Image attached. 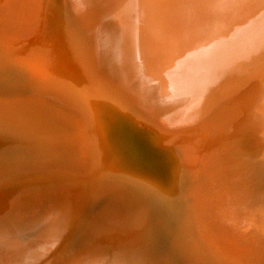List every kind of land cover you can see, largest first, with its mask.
I'll use <instances>...</instances> for the list:
<instances>
[{"label":"rangeland","instance_id":"rangeland-1","mask_svg":"<svg viewBox=\"0 0 264 264\" xmlns=\"http://www.w3.org/2000/svg\"><path fill=\"white\" fill-rule=\"evenodd\" d=\"M13 1L16 2V5L14 4L15 7H19L23 0H11V2ZM50 1L51 0L45 1L48 2L47 4L49 5V6L47 5L48 13L46 14V17L48 18L51 24V26L48 28V32L38 38L37 40L38 43H33L29 41V38L31 36H28L30 35L28 34V32L21 33L23 39H25L26 36L28 37L26 38V40L28 41L25 43H22V41H18L17 43H10V46L17 49L22 46L21 44H23V46L29 49L30 46L32 45L35 46L36 44H38L42 48H45L46 51L47 48L46 45L49 42L48 40H51L54 37L57 28L63 30L64 33L68 32L67 33L68 36L70 35L71 30L76 29L75 20L71 16L70 12L67 11L68 15L66 14L63 16L60 15L57 16L56 15L57 7L55 6V4H54L55 7L52 5L53 0L51 2ZM110 1L111 0H101V2H98L95 6V15L98 16L100 14L102 15L109 14L108 12L110 10L106 11L105 8L108 6V2ZM256 1L257 0H236L235 7H243L247 9V4L253 6L254 2ZM32 2H35L36 4L35 0H33ZM154 2L152 0H134L135 6L133 5V8L130 9V12L131 11L133 12L129 14L128 18L131 21H133L138 28L144 29L146 27V29H149L152 25V22H154V20L156 21V19H158L159 17H162L163 11H165L166 9V5H164V3L162 4L160 0H155ZM211 3H213L214 8L220 7L221 5L220 0H211ZM36 10L39 12L38 9ZM37 11L35 12L34 10V12L38 14ZM10 15H11V11H10ZM10 15L5 13L0 14V22H1L0 35L3 34L2 36H4L5 31L3 30L5 29L6 31L9 30L8 36H10V26L13 24L10 23L9 19H6V16L10 17ZM110 15L113 14H109V16ZM215 16H219L221 20L223 15L221 14V12H219L216 13ZM230 17H232L235 20L239 18L237 14H232V16ZM233 19L229 18V19H225V21L227 22V24L229 23L231 24V20ZM118 21H120V19ZM255 22L256 21L254 20V22L249 23L248 26H246L248 23L246 24L243 23L242 26H240L238 29L239 30L244 29V26L245 28L253 29L256 27L253 24ZM2 23H4L5 26H3L4 24ZM115 23L116 22H114V24L111 23L112 24L111 26L108 25L109 27L107 28L109 29L107 28L104 29L105 31L103 36L104 35L105 36L102 37V39H104L105 41L100 39L98 40V42L95 43V48L93 51L95 54V57H93L95 64L94 67L95 71L94 72L92 71V76L86 68V65L89 66L87 62H84L82 64L84 66L82 69L85 74L86 73L88 74V76L85 75L84 73L82 75L81 72H77L79 70L77 68V64L75 65L73 63V60L74 58H77L78 55L75 54L76 50L74 49V46L72 44L71 37L68 39L69 42L71 43L70 44L71 46H69L67 43L65 44L62 50L63 60L61 61V63L64 62L62 65H68V69H69L68 74L70 76L71 81H73V83L75 84L76 89L74 90L76 91L75 94L77 97L73 94V92H71V94L74 95L72 96L76 99L75 100L76 104L79 105L81 104L84 106L86 105L84 102H82V98L79 95L82 94V96L87 97L89 102L88 104L91 107L90 108L91 110L88 111L89 113L87 112L89 116L87 115L86 118L84 117L86 119L85 120L86 126L84 128L85 133L83 132L84 133L83 137L81 135V137L78 138L79 140L83 138L82 141H77L78 143L77 144L74 140L76 138L73 137L75 135L74 134L75 132L73 133L69 132L71 131L72 128H69L66 125L65 126L67 128L55 127L54 129L51 130L50 133L41 136L40 139L42 140L40 141L39 144L45 143V145L43 146H47L48 144L55 145L53 144L54 143L53 140H55L57 137L59 143L62 144L61 147L57 149L58 152H56L53 155L51 154V157H55L56 161L51 163L50 165H45L43 161V159H45L47 156H50L49 154H47V152H44L43 148H41L40 150L41 152H39V154L37 155L32 154L33 158L31 157L29 158L28 156L23 155V152L21 150L23 148L22 145L29 146V144H36L37 146H39V144L36 142L33 143L26 142L25 140L23 141L24 143H22L21 140L20 143L22 144L19 143L10 149H5L2 145V142H0V153H2L0 154V158H1L0 169L2 168L0 170V180L3 179V182L1 181L0 184H2L3 186H5L4 182L9 184L8 181L9 178H11L10 182L13 181L12 184L15 187L14 188L11 185V183L9 185L6 184L7 188H4L0 185V189H2L0 190L1 192L0 193V214H1L0 224L7 215H9L11 212L15 213L16 211L17 212L15 214L17 216L18 214L20 215L16 219L18 222L20 221L19 223L25 222V224L27 223L30 225V223L36 222L30 227V230L29 229H26L28 231L24 230V232L27 234L23 233V235L21 236V237L25 235L27 237L31 236L30 242L27 239L26 241L20 243L16 242V245L15 244L12 245L9 243L10 240L8 239L7 241H5V243L6 242L9 243L11 245V248L9 244L8 246L6 244L5 245H3L2 243L0 244V249L6 250L7 248V250H13V253L16 254V256L15 254H13L14 258H0V264L3 263L9 264V262L11 264H38L39 262H41V264H55V263L60 264L61 262L63 264H67V263L68 264H264V222H263L264 220V113L263 115H261L260 113L257 114L258 109L256 107L258 104V99L260 98V96H262L264 92L263 89L264 81L262 82L263 77L261 76L262 79L258 87V90L255 91L252 95L248 96L247 100H249L250 104L247 103L246 107L242 109L243 110L242 118H239L237 116L240 112L239 109L240 107L236 106V108H238L239 110L236 111L235 108L234 111L232 112V114H235L233 118L226 120V122L228 123L227 130L220 129L217 131H212L211 133V131H209L210 127L206 128L205 125H204L205 126L204 129L203 128L200 129L201 127L197 128V126H195V122L197 119L189 123V121L186 120V117H184L185 111L184 110L177 111L178 110L176 105L177 95L173 97L172 103L170 104L169 108L167 106L168 118L170 119L171 122L169 123L168 121H165L161 123L162 125H160L156 116L157 109H153L149 111L148 114H146L144 112L146 109L145 106L141 103H138L136 100L132 99V97L127 93V90L130 85V81L132 80L130 77L133 71L129 70L131 69V67L127 66V64H124L126 62H124L122 51H119L121 50L123 33L120 30L114 29V28L117 29L119 27L118 22L116 24ZM221 25H223V23L221 24L220 21V25L218 27L219 29ZM1 29L3 33L1 32ZM111 30L114 33L111 32ZM107 31L110 33L106 34ZM118 31L120 33H118ZM262 31L263 32L258 35L260 38L259 40H258V36L254 37V40L257 42L256 43L254 42L253 44H257V45L256 47H254L255 51H253L256 53L252 57L245 58L248 55V53H246L247 55H245V57L241 61H233L231 60L233 57L239 58L242 57L243 55L237 56L238 54H240L239 51L233 52L232 54V52L229 49H226V55L223 56L221 62L224 60H228L230 65L228 64L225 65L224 63L220 62V64L216 67V70L214 72L205 74L206 78L203 76L202 79L203 82L207 86H209V88L206 91L207 92L206 97L211 96V94L213 93H217V92H221L222 90H225L232 83H236L237 81L239 82L251 81L250 79H253L255 76L258 75L256 74L258 73V71H261L262 73L264 72V30ZM5 35H7V32H5ZM111 35L113 37H111ZM118 35L120 37H118ZM213 35L214 34H212L208 40L207 39L204 40L203 47H206L213 43L212 40ZM15 36H17L16 33ZM106 36L108 37L106 38ZM17 38L19 37L17 36ZM108 38L113 39L110 40L111 43ZM132 38H134L133 39L134 42L135 35H133ZM31 39L32 37L30 38V40ZM115 39L118 41V43ZM241 41H243V39ZM107 42H109L110 45ZM102 43L104 45L105 44L109 45V47L105 45L104 46L105 49H104L102 47L103 46ZM128 44H129L128 45L129 49H133L134 51V46L132 43L130 45V40ZM71 49H73L72 50L73 52L71 51ZM105 50L109 52L111 50L113 51L109 53ZM45 51H43V53L47 54V51L49 50L47 49L46 53ZM70 52L72 53L70 54ZM98 52L103 55L106 52V55L108 54V56L105 55L100 56L101 54L99 55ZM160 53H162L161 55L163 57L166 55L165 53H163L162 48H160ZM116 54L117 56H115ZM118 54H120L119 57L121 58L118 57ZM67 57L68 58L71 57V59H68ZM101 57L104 58L100 59ZM114 57L116 60L114 59ZM127 57H129V55ZM118 59L121 60L122 62L119 61ZM102 60L104 61L102 62ZM45 61L47 62L45 64H48L46 65L47 68H49L50 63H48V61H50V59H47ZM2 62L3 60L0 58V77H1L0 89L2 87L4 89L7 85L10 86L9 83H7L6 81L4 82L3 80L4 78L9 79L8 81H12L10 88L16 87L17 84H19L20 82L24 85L33 88L35 87L40 88L37 87L39 86L38 84H34V82H30L32 81L31 80L32 77H30L31 74L27 73L28 70L27 68L21 67L16 63V61H13L11 59H9V61L7 62V67L5 66L6 67L5 68L4 62L3 64ZM118 62L120 63L117 64ZM102 63L103 65H101ZM121 63H123L122 65L123 66L125 65V67H123ZM97 65L98 68L102 67V69L97 70ZM119 66H122L123 69ZM54 68H56L55 65ZM249 68L250 71L252 70L253 73V74L251 73L252 75H250V72L248 70L244 72L245 69H249ZM126 69L131 73L128 72L127 73L128 75L127 74L125 75L124 73L127 72ZM102 70L105 73L102 72ZM57 76L58 73L55 75L56 80L53 79L54 81H52L51 83L54 84L56 83L58 87H62L59 86V84L60 82L62 84V82H64L62 80L64 79L62 78L60 79V77ZM106 78H108V80ZM35 79L39 80V78H35ZM211 84L216 86L210 88ZM40 85L43 86L45 84L43 83ZM213 88L215 90L211 93L210 91ZM77 91H79V93H77ZM112 102H114L115 105ZM106 103L107 104L109 103L111 105L108 104L106 106L105 105ZM98 107H100L99 108L100 110L98 109ZM104 108L105 111H103ZM109 109L111 110L109 111ZM92 111L94 116L91 117ZM122 111L124 113H122ZM152 111L155 112L153 113ZM103 113L105 115H103ZM108 113H110V116ZM106 117L110 119V122L114 126L113 131L115 135L113 137V140L108 136L109 135V132L107 131L108 125L106 124L108 118ZM236 117H238V119ZM95 123L96 125L93 126L94 129L93 132L92 124ZM90 128L91 130H89ZM85 129L88 133L85 131ZM62 131L65 133H63ZM2 132L5 131H3L2 127H0V136L2 135L1 134ZM56 134L57 137L54 139L53 135ZM85 137H89V138H85ZM84 138L85 140L86 139L88 140L85 141ZM0 139L2 140L3 137H0ZM183 140L185 141L183 142ZM154 141L156 142V144ZM202 141H204L208 147L202 148V150H195V148L197 147L196 142L201 143ZM89 142L91 144H89ZM120 142L122 145H125L126 153L128 154L127 159L130 156L129 153H131L132 155L134 154L133 157L134 159L133 160L130 159L132 162L130 161L131 163L129 164L127 163L128 165L125 164L126 159H122L120 155H118L115 152L114 147ZM85 145L87 148L85 147ZM87 145L89 146V148ZM1 147H3V149ZM80 147L84 149L82 150V148ZM89 149H91V151ZM91 152L94 155L90 156ZM165 152L171 154L167 153L168 154L167 155ZM196 153L198 154L196 155ZM70 154H72L74 158L68 156ZM1 155L4 157H1ZM85 156L86 157L88 156L87 157L88 160L86 159ZM100 156L101 158H99ZM10 157L12 159H10ZM90 157L93 158V160L96 159L95 160L96 162L93 161L92 159L90 161ZM118 157L120 158L118 159ZM136 157H142L143 159L141 160L145 161V163H142L141 161H139L140 159H137ZM150 157H152V159ZM20 159H24V161H30L31 165L32 164L33 165L30 167V163L27 162V164L29 165L27 166L26 162L21 163ZM195 159H197V161ZM34 161L36 162L34 163ZM57 163H60L61 165ZM160 163L162 164L160 165L161 167H159L158 170H160L161 175L160 173H158L157 170H154L155 168H153L156 166V164H160ZM54 164H56V166H54ZM121 165L125 168H123ZM58 166L60 167V169ZM79 166L81 168L76 169ZM13 167L15 168L13 169ZM63 167L67 169L65 170ZM71 167L72 169H70ZM8 169H11L10 171L12 170L14 171L9 172ZM85 169H87V171L90 170L91 172L90 171L89 172L91 173V175L90 173H86L87 171ZM59 170L60 172L63 170L64 174L62 172L59 173ZM78 170H80V172H78L77 174L78 176H77L76 172ZM163 170L164 172H162ZM27 171L30 173L26 174ZM42 171L46 173H42ZM47 171H49L50 175L47 173ZM65 171H70V172L68 173ZM145 171L147 173H144ZM151 171L154 172L151 173ZM34 172L36 173L35 177L32 174ZM149 172L153 178L148 175ZM15 173L17 178L15 175H12ZM70 173L73 174L71 175ZM230 174L234 175L235 179H238L237 182L238 184L237 186H235L234 191L227 190V186L229 183L227 179L222 180V177L226 178V176ZM24 175H26L28 178ZM80 175H82V177L84 176L85 177L82 179ZM102 176H104L105 178ZM7 177L8 179H6ZM13 177L16 179H13ZM87 178L88 180H86ZM17 179L18 180L21 179V180L15 182L14 180ZM64 180L66 183H64ZM114 181H116L117 185L115 184ZM219 182L220 184L218 185ZM221 182L224 184V186L223 184H221ZM28 184L30 185V188ZM65 184H67V186ZM24 185H26L25 188L23 187ZM114 185H116L118 189ZM8 186H12L11 192L8 191L9 189ZM71 187L72 188L77 187L76 188L77 190L74 188L75 190L72 191ZM216 187H220L221 189L220 188L217 189ZM90 188H92L93 190ZM112 188H114V190ZM5 189L7 192L4 191ZM86 189H88L87 192ZM89 189L92 191H90ZM95 189L96 191H94ZM98 189L99 191H97ZM16 190L17 192H21V193H16ZM22 190L25 191L22 192ZM32 190H34L33 192L36 193L34 194ZM45 190L48 191L45 192ZM43 191L44 193H42ZM69 191H71L70 192L71 195H69L70 194ZM12 192L16 194L14 195ZM97 192L98 194H96ZM3 193L5 195L7 194L6 197L4 196ZM132 193H134V195ZM41 194L43 196H41ZM59 194L62 196L59 197ZM117 194L119 195V198ZM31 195L35 197L32 198ZM38 195L40 196L39 198H37ZM63 195L67 196L68 198L64 197L65 198L64 199ZM18 196L20 197V199ZM123 197L125 198V200L123 199ZM57 198L60 199V201H64V202L61 203ZM111 199L113 200L115 199L114 200L115 205L112 204L113 203L112 201L110 203ZM129 199H132V201L130 200L131 202H129L128 201ZM51 200L53 201L55 200V201L53 202ZM56 200H58L57 203ZM70 200L73 201V203ZM25 201H27V203H24ZM29 201H31L32 205L34 206L30 204L29 207L26 208V206H28L26 204H28ZM49 201L50 203H56L57 205L49 204ZM46 202L48 204H46ZM108 203L109 205L112 204L113 207L107 205ZM130 203L131 206L133 205L132 206L133 209L131 208ZM59 205L61 206L63 205L64 207L63 206L61 207ZM67 205H69L70 207ZM30 206H32L34 209L32 210L31 209L32 207ZM46 206L50 209L51 208L54 209L53 210L51 209V211L47 210ZM106 206L107 207L109 206L110 209H107ZM60 207L61 210H58ZM21 208H25L27 211L25 209L20 210ZM35 208H37V210ZM69 208L71 211L69 210ZM14 209L16 211H14ZM99 209L101 211H99ZM3 210L6 211L3 212ZM109 210H111L110 213L114 211L113 214H115L116 212L115 214L116 218L115 215H113L112 213H111L112 216H110V213L108 212ZM124 210L125 211L128 210V211H126L125 213ZM25 211H26V215L25 214L22 215L23 213H25ZM72 211H74V214ZM41 212L42 214H45L44 217L41 214ZM122 212L123 214H121ZM65 213H67L69 217ZM69 214L71 215V217ZM102 214L104 215V217ZM125 214L129 217H127ZM109 216L110 219L111 218L113 219L111 220L108 219ZM25 217L27 219H24ZM142 217L144 219H142ZM53 218L57 222V226L52 227L50 225L51 227L49 228V230L47 229L46 232L43 233L45 235L40 234V236H38L35 234L39 232L40 229L45 227L49 222H51ZM62 218H63V222H61ZM123 218L126 220H124ZM30 220L32 221L30 222ZM64 220L66 221L65 222L66 224L64 223ZM103 220L104 222L107 221L105 222L106 224L103 222ZM67 221L69 223L68 225H67ZM110 222L113 227L116 225L114 230L111 225H108ZM120 223H122L123 225ZM65 225L68 228H66ZM108 226L110 228H108ZM96 227H104V228L99 229ZM95 228L96 231H100V233L96 232ZM51 229H53L54 231L51 232L52 231ZM109 229H111L112 231ZM122 229L124 231H122ZM106 231L108 234H106ZM112 232L114 233L118 232V235ZM226 232L228 233V237L226 235ZM100 234L102 238L103 235H105L104 238L108 236L109 237L102 239L99 236ZM1 235L2 233L0 234V238ZM60 235L61 238L59 239L58 237H60ZM92 236H96L97 240L94 239L95 237L92 238ZM45 237H47L48 240ZM5 238L7 237L4 236V240H6ZM41 240L43 241V243L41 242ZM86 240L89 241V243ZM103 240H105V242H103ZM25 243L27 244L29 243V244L27 245ZM57 243H58V248L59 246H61L60 247L61 250L57 248ZM46 245L48 248L46 247ZM22 246L23 249L25 250L22 249ZM14 247L16 248L12 249ZM35 247H37L36 248L37 252H35ZM16 249L17 251L21 249L20 250L21 252L19 251L17 252ZM47 249L48 251H46ZM49 250L51 251L49 252ZM45 252L50 254L48 255ZM52 253L54 254L52 255ZM18 254L20 258L22 257L21 259L19 258ZM31 255L33 256L31 257ZM67 259L69 260V262ZM5 260L7 261L6 263ZM19 260H21V262ZM71 260L73 261L71 262ZM18 261L20 263H18Z\"/></svg>","mask_w":264,"mask_h":264},{"label":"bare ground","instance_id":"bare-ground-1","mask_svg":"<svg viewBox=\"0 0 264 264\" xmlns=\"http://www.w3.org/2000/svg\"><path fill=\"white\" fill-rule=\"evenodd\" d=\"M32 1L31 0H23L19 7H15V5H16L15 1L11 2V0H0V7H3V8H0V12L10 15V11H11L10 17L6 16V19H9L10 23L13 24V25L10 26V36H8L9 30L6 31V29L3 30V31L7 32V35H5V32H4V36H2L3 34L0 35V53H1L0 54L1 55L0 58L4 62V67L5 66L7 67V62L9 61V59H11L13 61H16V63L18 65H20L23 68L25 67V68L28 69L27 73L31 74L30 77H32V79H31L32 81H30V82H34V84H38L39 85V86L36 85L37 87H40V88H36V87L33 88V87H30V86L24 85V84H22L20 82L19 84H17V86L15 85L16 87L10 88L12 81H8L9 79H6V78L3 79L4 82L6 81L7 83L10 84V86L7 85L4 89H3V87L0 89V127H2V130L5 131V132L1 133L2 135L0 137H3V139L2 140L0 139V142H2V145H3V147L5 149H10V148L14 147L15 145L19 144L21 140H22V143H24L23 141L26 140V142H32V143L36 142V143L39 144L40 141L42 140V139H40V137L50 133L51 130L54 129L55 127H57V128H59V127L60 128H67V127L72 128L71 131H69V132H71V133L75 132L74 133L75 135L72 134V135H74L73 137L76 138V139H74L75 142L77 143V141H82L83 138L81 140H79L78 138H80L81 135L83 137V135L85 133L84 132V128L86 126V122H85L86 119L85 118H86V116L89 113L88 111L91 110L90 109L91 107L88 104L89 102H88L87 97L82 96V94H79V95L82 98V102H84L86 105L84 106V105H81V104L80 105L76 104V101H75L76 99L73 97L74 95L76 96V94H75L76 91L74 90V89H76L75 88V84L73 83V81H71L70 76L68 74V70H69L68 69V65H62L64 62L61 63V61L63 60V54H62L63 51L62 50H63V47L65 46V44H67V43H68L69 46H71L70 45L71 43L68 40L71 37L72 38L71 39L72 44L74 46V49L76 50L75 54L78 55V57L74 58V60H73V63L75 65L77 64V68L79 70L77 72H81L82 75H83L84 72H83L82 68L84 66L82 64L84 62H87L89 64V66L86 65V68H87L88 72L92 76V71L93 72L95 71V68H94L95 64H94V58H93V57H95V54L93 52L94 48H95V43L98 42V40L102 39V37L105 36V35L103 36L104 31H105L104 29H106L107 27L111 26L112 25L111 23L114 24V22H116V23L118 22V26H119L118 28L119 29L118 28L116 29L114 27L113 28L115 30H120L123 33V35H122L123 38H122V42H121V50H119V51H122V54H123L122 56L124 58V62H126L124 64H127V66L131 67V69H129V70L133 71L131 77L128 76V77H130L132 79L131 80L132 82L130 81V85H129V88L127 90V93L132 97V99L136 100L138 103H141V104H143L145 106L146 109H145L144 112L146 114H148L149 111H151L153 109H157L156 110V116H157V120H158L160 125H162L161 123H163L165 121H168L169 123L171 122L170 119L168 118L167 106L169 108L170 104L172 103L173 97L175 95H177V98H176V105H177V108H178L177 111H180V110L183 111L184 110L185 111L184 117H186V120L189 121V123L193 122L194 120L197 119L196 122H195V126H197V128L201 127L200 129H202V128L204 129L205 126H206V128L210 127L209 131H211V133H212V131H217V130H220V129L227 130L228 123L226 122V120H229V119L233 118V116L235 114H232V112L234 111L236 106L240 107L239 108L240 112H239V114L237 116L239 118H242V116H243L242 115V112H243L242 109L246 107L247 103L250 104L249 100H247L248 96L252 95L255 91L258 90V87H259L261 79H262L261 76L263 77L262 82L264 81V75H263L264 72L262 73L261 71H258V73H256L258 75L255 76L253 79H250L251 81H244V82L243 81H240V82L237 81L236 83H232L225 90H222L221 92L213 93V94H211V96L206 97V93H207L206 91L209 88V86H207L202 80L203 76L205 77V74L214 72L216 70V67L220 64L223 56L226 55V49H229L232 52V54H233V52L239 51L240 54H238L237 56L243 55L242 57H239V58L238 57H233L231 59L233 61H241L245 57V55H247L246 53H248V55L245 58L252 57L256 53V52H253V51H255L254 47H256V45H257V44H253L254 42L255 43L257 42V41L254 40V37L258 36L260 33L263 32L262 30H264V0H257L256 2H254L253 6L247 4V9H245L243 7H235V1L236 0H220L221 5H220V7H216V8L213 7V3H211V0H160L162 4L164 3V5H166V9H165V11H163L162 17H159L158 19H156V21L154 20L155 23L152 22V25H151V27L149 29H146V27L144 29L138 28L134 24V22L131 21L128 18L129 14L131 12H133V11L130 12V9L133 8L134 0H111L110 2H108V6L105 8L106 11L110 10L108 12L109 14H113V15H110V16H109V14H103V15L100 14L98 16L95 15V6H96V4L98 2H101V0H53L52 5L54 6V4H55V6L57 7L56 8V15L57 16L58 15L63 16V15H66V14L68 15L67 11H69L71 16L75 20V24H76L75 28L76 29L75 30H71L70 31L71 33L68 36L67 35L68 32L64 33L63 30H60L59 28H57V31L54 34V37L51 40H48L49 42L46 45L47 46L46 51H47V49L49 50V51H47V54L43 53V51H45V48H42L38 44H36L35 46H33V45L30 46L29 49L27 47L23 46V44H21L22 46L17 48V49L12 47V46H10V43H17L18 41H22V43L27 42L28 40H26V38H28V37L26 35H25L26 36L25 39L22 38V34L21 33H24V32H28V34H30L28 36L32 37L31 40H30L31 37L29 38L30 42L38 43V41H37L38 38L40 36L44 35L45 33H47L48 32V28L51 26L48 18L46 17V14L48 13V10H47L48 9L47 8V5H48L47 3L48 2H45L46 0H35L36 1V4H35V2H32ZM152 1L154 2L155 0H152ZM126 7H127V9H126ZM36 9H38L39 12ZM34 10H35V12L37 11L38 14L35 13ZM50 10H52V9H50ZM52 11H54V10H52ZM219 12H221V14L223 15L221 20H220L219 16H215L216 13H219ZM232 14H237L239 16V18L236 19V20L233 19L232 17H230V16H232ZM117 17L120 19V21H118L119 19ZM229 18L233 19V20H231V24L230 23L227 24V22L225 21V19H229ZM58 20H59V18H58ZM103 20H105V21H103ZM254 20L256 21L255 23H253L256 26L255 28L250 29V28H245V26H244V29H241V30L238 29L240 26H242L243 23H245V24L248 23L246 25V26H248L249 23L254 22ZM220 21H221V24L223 23V25H221V27L219 29L218 27L220 25ZM2 24H4V23H2ZM61 25H62V23H61ZM3 26H5V24ZM2 29H1V32L3 33ZM70 29H72V28H70ZM107 29H109V28H107ZM111 32H113V31L111 30ZM15 33H16V35L19 38H17V36H15ZM107 33H110V32L107 31L106 34ZM118 33H120V32L118 31ZM212 34H214L213 38H212L213 43L208 45V46H206V47H203L204 40L205 39L208 40L209 37H211ZM133 35H135L134 42H133L134 38H132ZM25 36H23V37H25ZM107 37L108 36H106V38ZM111 37H113V36L111 35ZM118 37H120V36L118 35ZM108 39L110 41L112 38H108ZM242 39H243V41H241ZM259 39L260 38L258 36V40ZM102 40H104V39H102ZM129 40H130V45L132 43L133 46H134V51H133V49H129V46H128L129 45L128 44ZM39 42H40V40H39ZM101 42H103V41H101ZM7 43H8V45H7ZM107 43L109 44V42H107ZM110 43H111V41H110ZM117 43H118V41H117ZM41 44H43V43H41ZM101 45H100V47H101ZM105 45L103 44V46H102L104 49H105V47H104ZM109 45H106V46L109 47ZM66 48H69V47H66ZM160 48H162L163 53L166 54L164 57L161 55L162 53H160ZM72 50L73 49H71V51ZM95 50H97V49H95ZM46 51H45V53H46ZM105 51H107V50H105ZM111 51H113V50H111ZM72 52H70V54ZM100 52H102V51H100ZM107 52H109V51H107ZM102 53H104V52H102ZM98 54L100 55L101 53L98 52ZM102 55L103 54H101L100 56H102ZM104 55L108 56V54L106 55V52H105ZM119 55L120 54H118V57H119ZM128 55H129V57H127ZM109 56H110V54H109ZM115 56H117V54ZM71 57H69V58L67 57V58L71 59ZM102 58H104V57H101L100 59H102ZM119 58H121V57H119ZM47 59H50V61H48V63H50L49 64V68H47V66H46L48 64H45V63H47L45 61ZM114 59H115V57H114ZM81 61H82V63H81ZM103 61L104 60H102V62ZM119 61H121V60H119ZM3 62H2V64H3ZM97 63H98V61H97ZM119 63L120 62H118L117 64H119ZM221 63H224L225 65H227V64L230 65L228 60H224ZM122 64L123 63H121V65ZM54 65H55L56 68H54ZM101 65H103V63ZM122 66H119V67L122 68ZM123 67H125V65ZM105 68H106V66H105ZM98 69H102V67L98 68V65H97V70ZM255 69H256V67H255ZM21 70H22V68H21ZM112 70H113V68H112ZM126 70H125V72H126ZM247 70L250 72V75L253 74L252 70L250 71V68L249 69H245L244 72L247 71ZM56 72L58 73L57 77H60V79L61 78L64 79V80H62L64 82H62V84L60 82V84H59V86H62V87H58V85L56 83L55 84L51 83L52 81H54L53 79L56 80V77H55V75L57 74ZM102 72H104V71L102 70ZM128 72L129 71L127 70L126 73H124V72H122V73H124L126 75ZM241 72H243V71H241ZM104 73H103V75H104ZM122 73H121V75H122ZM129 73H131V72H129ZM85 75L88 76L87 73ZM35 78H39V80H36ZM106 79L108 80V78H106ZM57 81H58V79H57ZM35 82H37V83H35ZM119 82H121V81H119ZM39 83L40 84L44 83L45 85L41 86ZM117 83H116V85H117ZM215 86L216 85H212L211 84L210 88L211 87H215ZM263 89H264V85H263ZM214 90L215 89L213 88L210 92L212 93ZM71 92H73L74 95L71 94ZM77 93H79V91H77ZM254 100H255V98H254ZM93 103H94V101H93ZM112 103L115 105L114 102H112ZM108 104L106 103L105 105L107 106ZM109 105H111V104H109ZM256 107L258 109L257 110V114L260 113L261 115H263V113H264V92H263L262 96H260V98L258 99V104H257ZM99 108L100 107H98V109ZM239 109L236 108V111H238ZM110 110L111 109H109V111ZM103 111H105V108H104ZM152 112L154 113L155 111H152ZM91 113H92L91 117L94 116L93 111ZM122 113H124V112L122 111ZM108 114L110 116V113H108ZM99 115H100V113H99ZM103 115H105V114L103 113ZM238 117H236V118L238 119ZM106 118H108V117H106ZM176 118H179V117H176ZM92 121H93V119H92ZM106 124L108 125V130H107L109 132L108 136L110 138H112V140H113V137L115 135V133L113 131V127L114 126L110 122L109 118L107 119V123ZM94 125H96V123L92 124V131L94 130L93 129ZM216 125H218V126H216ZM86 129H85V131H86ZM200 129H199V131H200ZM89 130H91V128ZM58 131H60V130H58ZM79 132H80V134H79ZM63 133H65V132H63ZM224 135H225V132H224ZM53 136H54V139H55L57 137V134L53 135ZM57 138L55 140H53L54 141L53 144H55V145L48 144L47 146H43V145H45V143L39 144V146H37L36 144H29V146L28 145L27 146L22 145L23 148L21 150L23 152V155L28 156L29 158L30 157L33 158L32 154L33 155L39 154V152H41L40 151L41 148H43L44 152H47V154L50 155V156H47L45 159H43V161H44L45 165H50L51 163L56 161L55 157H51V154L53 155L56 152H58L57 149L59 147H61V145H62L61 143H59ZM85 138H89V137H85ZM85 138H84V140H85ZM187 139H189V138H187ZM86 140H88V139H86ZM184 141L185 140H183V142ZM90 142H89V144H91ZM22 143H20V144H22ZM196 143H197L196 144L197 147L195 148V150H202V148L208 147L204 141H202L201 143H199V142H196ZM155 144H156V142H155ZM3 147H1V148L3 149ZM72 147H73V145H72ZM85 147H86V145H85ZM36 148H38V149H36ZM80 148H82V147H80ZM88 148H89V146H88ZM114 148H115V152L118 155H120V157L122 159H126L125 160L126 161V163H125L126 165L131 163L132 162L131 160L134 159L133 158L134 154L132 155L131 153L128 152L130 154V156L128 158L129 161H128V159H127L128 154L126 153L125 145H122L121 142L118 143ZM83 149L84 148H82V150ZM89 150L91 151V149H89ZM163 152H164V150H163ZM168 152H169V150H168ZM0 154H2V153H0ZM168 154H171V153H168ZM197 154L198 153H196V155ZM23 155H22V157H23ZM88 155H90V154H88ZM92 155H94V154H92V152H91L90 156H92ZM68 156L73 157L72 154H70ZM1 157H4V156L1 155ZM87 157H86V159L88 160ZM120 157H118V159ZM142 157H136V158L140 159L139 161H141L142 163H145V161L141 160V159H143ZM99 158H101V156ZM150 158L152 159V157H150ZM10 159H12V158L10 157ZM57 159H58V157H57ZM63 159H65V158H63ZM91 159L93 160V158L90 157V161H91ZM0 160H1V158H0ZM68 160H69V158H68ZM75 160H77V159H75ZM95 160L96 159H94L93 161H95ZM193 160H194V158H193ZM195 160L197 161V159H195ZM20 162L21 163H25L26 162L27 166H29L27 164V162L30 163V161H24V159H20ZM35 162L36 161H34V163ZM72 162H73V159H72ZM84 163H86V162H84ZM57 164H60V163H57ZM161 164L162 163L156 164V166L153 167V168H155L154 170H157L158 173H160V175H161V172H160V170H158V168L161 167L160 166ZM2 165H4V164H2ZM32 165L30 163V167ZM91 165H93V164H91ZM54 166H56V164H54ZM83 166H85V165H83ZM86 167H87V165H86ZM192 167H194V166H192ZM14 168L15 167H13V169ZM79 168H81V167L79 166L76 169H79ZM123 168H125V167H123ZM153 168H151V169H153ZM59 169H60V167H59ZM70 169H72V167ZM88 169H90V168H88ZM10 170L11 169H8L9 172L14 171V170H12V171H10ZM85 170L87 171V169H85ZM17 171H18V169H17ZM86 171H84V172H86ZM89 171L90 170H88L86 173H90L91 172V171L90 172ZM142 171H141V173H142ZM61 172L64 174L63 170ZM61 172L59 170V173H61ZM65 172L69 173L70 171H65ZM78 172H80V170H78L76 172V175L78 174ZM153 172L154 171H151V173H153ZM162 172H164V170ZM16 173L12 174V175L16 176ZM28 173H30V172L27 171L26 174H28ZM42 173H46V172L42 171ZM47 173L49 174V171H47ZM74 173H75V170H74ZM102 173H104V172H102ZM144 173H147V172L145 171ZM32 174L35 177L36 173L34 172ZM52 175H53V173H52ZM90 175H91V173H90ZM148 175L151 176L150 172H149ZM160 175H159V178H160ZM24 176H26V175H24ZM109 176H110V174H109ZM73 177H74V175H73ZM80 177H82V175H80ZM84 177H82V179ZM102 177H104V176H102ZM16 178H17V176H16ZM16 178L13 177V179H16ZM20 178H22V177H20ZM58 178H59V176H58ZM68 178H69V176H68ZM207 178H208V176H207ZM6 179H8V177ZM10 179L11 178H9L8 182H9V184L11 183V185L13 186V184H12L13 181L10 182ZM89 179H90V176H89ZM224 179H227L229 181L228 186H227V190L234 191L235 186H237V184H238L237 183L238 179H235V176L232 175V174L226 176V178L222 177V180H224ZM19 180H21V179H19ZM19 180L17 179V180H14V181L16 182V181H19ZM65 180H64V183H66ZM86 180H88V178ZM1 181L3 182V179H1L0 182ZM15 182H14V185H15ZM114 182L116 184V181H114ZM4 183H5V186H3L2 184H0V185L2 187H4V188H7L6 186L9 185V184H7L6 182H4ZM67 183H69V182H67ZM72 184H74V183H72ZM219 184H220V182L218 183V185ZM221 184H223V183L221 182ZM26 185H24L23 187L25 188ZM65 185L67 186V184H65ZM116 185H114V186H116ZM12 186H8L9 189H10V190L8 189V191H10V192L12 191L11 190ZM119 186H120V184H119ZM223 186H224V184H223ZM65 187H63V188H65ZM220 187H221V185H220ZM220 187H216V188L218 189ZM29 188H30V185H29ZM74 188L71 187L72 191H74L77 187L75 189ZM121 188H123V187H121ZM90 189H92V188H90ZM112 189L114 190V188H112ZM117 189H118V187H117ZM0 190H2V189H0ZM87 190L88 189H86V192H87ZM92 190H90V191H92ZM4 191L7 192L6 189ZM18 191H19V189H18ZM23 191H25V190H22V192ZM33 191L34 190H32V192ZM47 191L48 190H45V192H47ZM94 191H96V189ZM97 191H99V189ZM32 192H31V194H32ZM70 192L71 191H69V193ZM200 192H202V191H200ZM16 193H21V192H17V190H16ZM42 193H44V191ZM23 194H25V193H23ZM56 194H58V193H56ZM96 194H98V192ZM106 194H107V192H106ZM121 194H123V193H121ZM132 194L134 195V193H132ZM6 195L4 194L5 197H6ZM14 195H12V196H14ZM69 195H71V193ZM12 196H11V198H12ZM31 196H32V198L35 197V196L33 197V195H31ZM41 196H43V195L41 194ZM60 196H62V195L59 194V197ZM196 196H197V194H196ZM39 197L40 196L38 195L37 198H39ZM64 197H67V196L63 195V198ZM124 197H123V199L125 200ZM118 198H119V195H118ZM19 199H20V197H19ZM127 199H128V197H127ZM136 199H137V197H136ZM11 200H14V199H11ZM58 200L60 201V199H58ZM58 200H56V203H57ZM114 200L111 199L110 203L112 201L113 202L112 204L115 205ZM130 200L132 201V199H129L128 201L131 202ZM51 201H53V200H51ZM29 202H28V204H26V205H28V206H26V208L29 207L30 204L32 205V202L31 201H29ZM60 202L62 203L64 201H60ZM65 202H67V201H65ZM71 202L73 203V201H71ZM24 203H27V201H25ZM56 203H50V201H49V204L55 205ZM68 203H69V201H68ZM134 203H135V201H134ZM46 204H48V203L46 202ZM58 204H59V202H58ZM112 204L109 205V203H108L107 205L113 207ZM13 205H14V203H13ZM63 205H64V203H63ZM118 205H119V203H118ZM32 206H34V205H32ZM32 206H30V207H32ZM52 206H50V207H52ZM59 206H61V205H59ZM67 206H69V205H67ZM130 206H131V203H130ZM132 206H131V208L133 209ZM48 207H47V210L51 211V209L52 210L54 209V208L50 209ZM61 207L59 209L58 208L57 209L61 210ZM71 207H73V206H71ZM108 207L106 206L107 209H110V207L109 208ZM39 208H41V207H39ZM104 208H102V209H104ZM22 209L24 210L25 208H21L20 210H22ZM31 209L33 210L34 208L32 207ZM35 209L37 210V208H35ZM55 209H56V206H55ZM216 209H214V210H216ZM29 210H30V208H29ZM58 210H56V211H58ZM67 210H68V208H67ZM69 210H70V208H69ZM4 211H6V210H3V212ZM10 211H13V210H10ZM14 211H16V210L14 209ZM26 211H25V213H23V212H20V213H23L22 215H24V214L26 215ZM74 211H72L73 214H74ZM99 211H101V210L99 209ZM110 211L111 210H109L108 212L110 213ZM126 211H128V210H126ZM126 211H125V213H126ZM129 211H131V210H129ZM207 211H208V208H207ZM64 212H65V210H64ZM113 212H111V213L113 214ZM133 212H134V210H133ZM15 213L11 212L6 217L4 216L5 218L3 219V221L0 224V226H2V227H0V232L2 233L1 238H0V244L2 243L3 245L6 244L8 246L9 243L12 244V245L13 244L16 245V242L20 243V242L26 241L27 239L29 240V242L31 241L30 240L31 236H28V237L26 235L23 236V237H21V236L23 235V233H25L24 230L25 231H28L26 229L30 230V227L33 224H35L36 222L30 223V225L27 224V223L25 224V222L19 223L20 221L18 222L16 219L20 215L17 213L18 214V216H17ZM33 213H34V211H33ZM111 213H110V216H112ZM3 214H5V213H3ZM41 214H42V212H41ZM65 214H67V213H65ZM115 214H116V212H115ZM115 214H113V215H115ZM121 214H123V212ZM42 215H43V217L45 216V214H42ZM118 215H120V214H118ZM67 216H68V214H67ZM93 216H94V214H93ZM110 216H109L108 219H110ZM39 217H42V216H39ZM70 217H71V215H70ZM72 217H74V216H72ZM103 217H104V215H103ZM103 217H102V219H103ZM127 217H129V216H127ZM63 218H65V217H63ZM63 218H62L61 222H63ZM115 218H116V215H115ZM24 219H27V218L25 217ZM111 219H113V218H111ZM119 219H120V217H119ZM127 219H129V218H127ZM142 219H144V218L142 217ZM224 219H225V217H224ZM18 220H20V219H18ZM65 220H64V223L66 222ZM124 220H126V219H124ZM31 221L32 220H30V222ZM103 222H104V220H103ZM105 222H107V221H105ZM112 222H113V220H112ZM263 222H264V220H263ZM68 224L69 223L67 221V225ZM115 224H116V222H115ZM120 224H122V223H120ZM50 225L52 227L53 226H57V222L54 220V218H53V220L51 222H49L45 227L40 229V231L35 233V234L38 235V236H40V234L41 235H45L43 233L46 232L47 229L49 230V228L51 227ZM108 225H111V222ZM124 226H126V225H124ZM65 227H66V225H65ZM115 227H116V225L113 227V230H114ZM131 227H133V226H131ZM66 228H68V227H66ZM96 228L102 229L104 227H96ZM96 228H95V231H96ZM108 228H110V227L108 226ZM221 228H222V226H221ZM34 229H36V228H34ZM111 229H109V230H111ZM224 229H225V226H224ZM51 230H52L51 232L54 231L53 229H51ZM61 231H60V233H61ZM122 231H124V230L122 229ZM133 231H135V230H133ZM96 232L100 233V231H96ZM112 233H114V232H112ZM25 234H27V233H25ZM46 234H48V233H46ZM106 234H108L107 231H106ZM114 234L118 235V232L114 233ZM111 235H110V237H111ZM226 235L228 237V233L227 232H226ZM4 236L7 237V238H5L6 240H4ZM47 236H49V235H47ZM57 236H56V238H57ZM96 236H97V234H96ZM96 236H92V238L95 237L94 239L97 240ZM99 236L101 237V234ZM104 236L105 235H103V238H104ZM108 237H105V238H108ZM34 238H32V239H34ZM45 238L47 239V237H45ZM58 238L60 239L61 235ZM8 239L10 240L9 243H7V242L5 243V241H7ZM88 239H89V237H88ZM112 239H114V238H112ZM42 240H41V242L43 243ZM57 241H58V239H57ZM92 241H94V240H92ZM87 242L89 243V241H87ZM103 242H105V240H103ZM48 243H50V242H48ZM54 243H56V242H54ZM10 244H9V246L11 248ZM25 244H27V243H25ZM47 245H49V244H47ZM47 245H46V247H47ZM40 246H42V245H40ZM44 247H45V245H44ZM60 247L61 246H59V248H58V243H57V248L59 250H61ZM15 248L16 247H14L12 249H15ZM36 248L37 247H35V252H37ZM17 249H19V248H17ZM17 249H16V251H17ZM22 249H23V246H22ZM20 250H18V251L21 252ZM23 250H25V249H23ZM96 250H98V249H96ZM46 251H48V249ZM50 251L51 250H49V252ZM13 254H15V253H13V250H7V248H6V250L5 249L4 250L0 249V258H14ZM38 254H40V253H38ZM46 254H48V253H46ZM53 254L54 253H52V255ZM15 256H16V254H15ZM18 256H19V254H18ZM32 256L33 255H31V257ZM41 256H43V255H41ZM38 257H40V256H38ZM19 258H20V256H19ZM71 258H72V256H71ZM45 259H47V258H45ZM19 261L21 262V260H19ZM19 261H18V263H20ZM72 261L73 260H71V262ZM6 262L7 261L5 260V263ZM68 262H69V260H68ZM14 263H17V262H14ZM39 263L41 264V262H39ZM9 264H11V263L9 262Z\"/></svg>","mask_w":264,"mask_h":264}]
</instances>
